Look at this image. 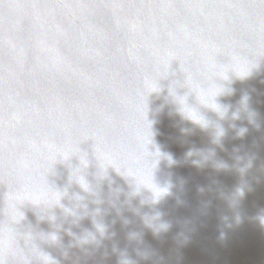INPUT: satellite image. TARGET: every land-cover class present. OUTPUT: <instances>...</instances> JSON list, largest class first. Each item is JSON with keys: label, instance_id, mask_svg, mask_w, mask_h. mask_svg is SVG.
I'll return each mask as SVG.
<instances>
[{"label": "water", "instance_id": "obj_1", "mask_svg": "<svg viewBox=\"0 0 264 264\" xmlns=\"http://www.w3.org/2000/svg\"><path fill=\"white\" fill-rule=\"evenodd\" d=\"M0 264H264V0H0Z\"/></svg>", "mask_w": 264, "mask_h": 264}]
</instances>
